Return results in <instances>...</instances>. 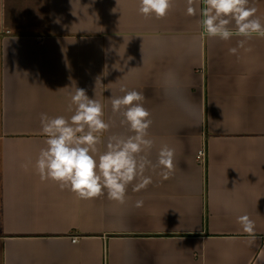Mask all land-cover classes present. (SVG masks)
Segmentation results:
<instances>
[{
    "label": "crops",
    "instance_id": "obj_1",
    "mask_svg": "<svg viewBox=\"0 0 264 264\" xmlns=\"http://www.w3.org/2000/svg\"><path fill=\"white\" fill-rule=\"evenodd\" d=\"M250 5L264 18V0ZM187 6L173 0L156 19L139 13V0H0V264H258L264 256V39L233 55L241 38H202L200 0L195 16ZM75 88L104 105L101 152L107 137L130 135L111 98L121 88L142 92L149 158L156 164L163 145L174 148L172 174L148 169L152 183L134 191L133 181L124 203L41 181L40 114L70 117ZM241 215L255 222L254 239Z\"/></svg>",
    "mask_w": 264,
    "mask_h": 264
},
{
    "label": "clouds",
    "instance_id": "obj_2",
    "mask_svg": "<svg viewBox=\"0 0 264 264\" xmlns=\"http://www.w3.org/2000/svg\"><path fill=\"white\" fill-rule=\"evenodd\" d=\"M195 0H187V15L195 16ZM199 25L202 38H218L228 41L240 37L238 47L229 52L237 54L238 48L253 37L264 39V18L250 0H200ZM173 6V0H139V13L145 17L162 19ZM250 51L251 49H245ZM122 96L111 98L113 113H119L130 135L109 136L105 150L100 151L102 134L110 124L104 119V105L90 99L84 89L75 88L69 93L67 111L63 115L49 117L40 114L41 135L45 137L35 168L41 181L51 180L61 190L73 192L79 199L90 200L105 193L108 198L124 203L128 186L138 180L133 190L146 188L152 179L145 176L148 169H160L167 179L174 171L175 149L163 145L153 164L149 158L154 140L149 138L151 113L144 107L142 92L121 88ZM142 205L137 201L136 206ZM244 233L255 237V222L248 215L237 217ZM264 256L257 258L258 264Z\"/></svg>",
    "mask_w": 264,
    "mask_h": 264
},
{
    "label": "built area",
    "instance_id": "obj_3",
    "mask_svg": "<svg viewBox=\"0 0 264 264\" xmlns=\"http://www.w3.org/2000/svg\"><path fill=\"white\" fill-rule=\"evenodd\" d=\"M197 161L203 165L206 163V151L205 148H202L200 151L197 153ZM73 243H76L78 241V238L73 237L72 239Z\"/></svg>",
    "mask_w": 264,
    "mask_h": 264
}]
</instances>
